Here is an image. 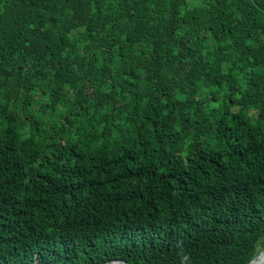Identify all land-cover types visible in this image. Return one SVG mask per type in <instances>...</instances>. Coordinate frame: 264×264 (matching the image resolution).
<instances>
[{"label": "trees", "instance_id": "1", "mask_svg": "<svg viewBox=\"0 0 264 264\" xmlns=\"http://www.w3.org/2000/svg\"><path fill=\"white\" fill-rule=\"evenodd\" d=\"M263 247L264 0H0V264Z\"/></svg>", "mask_w": 264, "mask_h": 264}, {"label": "water", "instance_id": "2", "mask_svg": "<svg viewBox=\"0 0 264 264\" xmlns=\"http://www.w3.org/2000/svg\"><path fill=\"white\" fill-rule=\"evenodd\" d=\"M260 254H263V256H264V247H263V249H262V251H261ZM253 261H251L249 264H252ZM108 264H125V263L124 262H121V261H114V262H111V263H108ZM260 264H264V257H263L262 263H260Z\"/></svg>", "mask_w": 264, "mask_h": 264}, {"label": "bare ground", "instance_id": "3", "mask_svg": "<svg viewBox=\"0 0 264 264\" xmlns=\"http://www.w3.org/2000/svg\"><path fill=\"white\" fill-rule=\"evenodd\" d=\"M263 257H264L263 254H260V255L258 256L257 260H256V264H260V263H262Z\"/></svg>", "mask_w": 264, "mask_h": 264}, {"label": "rangeland", "instance_id": "4", "mask_svg": "<svg viewBox=\"0 0 264 264\" xmlns=\"http://www.w3.org/2000/svg\"><path fill=\"white\" fill-rule=\"evenodd\" d=\"M259 250H260V248H259ZM260 253L256 256V258L254 259V262L252 264H256V260H257L258 256L260 255Z\"/></svg>", "mask_w": 264, "mask_h": 264}]
</instances>
